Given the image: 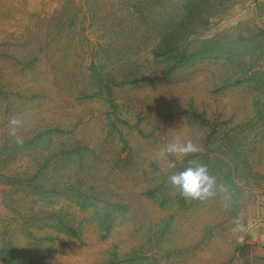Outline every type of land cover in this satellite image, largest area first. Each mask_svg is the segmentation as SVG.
<instances>
[{
    "label": "rangeland",
    "instance_id": "374dc122",
    "mask_svg": "<svg viewBox=\"0 0 264 264\" xmlns=\"http://www.w3.org/2000/svg\"><path fill=\"white\" fill-rule=\"evenodd\" d=\"M263 218L264 0H0V264H233Z\"/></svg>",
    "mask_w": 264,
    "mask_h": 264
},
{
    "label": "clouds",
    "instance_id": "9594fccd",
    "mask_svg": "<svg viewBox=\"0 0 264 264\" xmlns=\"http://www.w3.org/2000/svg\"><path fill=\"white\" fill-rule=\"evenodd\" d=\"M21 124L22 121L19 119H10V134L16 136V130ZM17 142H21L18 136ZM199 151L198 145L192 140L185 141L180 138H176L162 149L164 154L173 157L177 161H183ZM188 165L183 171L172 174L169 177L170 183L179 188L180 194L184 198L204 200L214 196L216 178L209 174L207 166L197 164L194 160H188Z\"/></svg>",
    "mask_w": 264,
    "mask_h": 264
},
{
    "label": "crops",
    "instance_id": "0c3cea01",
    "mask_svg": "<svg viewBox=\"0 0 264 264\" xmlns=\"http://www.w3.org/2000/svg\"><path fill=\"white\" fill-rule=\"evenodd\" d=\"M233 264H264V218L251 230L240 257Z\"/></svg>",
    "mask_w": 264,
    "mask_h": 264
},
{
    "label": "trees",
    "instance_id": "16d2710c",
    "mask_svg": "<svg viewBox=\"0 0 264 264\" xmlns=\"http://www.w3.org/2000/svg\"><path fill=\"white\" fill-rule=\"evenodd\" d=\"M34 188L36 189V187H35V186H34ZM36 190H37V189H36ZM37 193H38V194H40V193H39V191H37Z\"/></svg>",
    "mask_w": 264,
    "mask_h": 264
}]
</instances>
